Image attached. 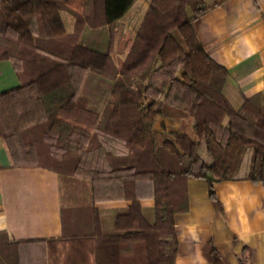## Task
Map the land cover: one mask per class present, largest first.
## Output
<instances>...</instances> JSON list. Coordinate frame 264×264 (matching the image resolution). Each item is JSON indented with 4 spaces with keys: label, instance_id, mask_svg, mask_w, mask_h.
I'll return each instance as SVG.
<instances>
[{
    "label": "trees",
    "instance_id": "16d2710c",
    "mask_svg": "<svg viewBox=\"0 0 264 264\" xmlns=\"http://www.w3.org/2000/svg\"><path fill=\"white\" fill-rule=\"evenodd\" d=\"M135 1L0 0V61L19 80L0 91V136L12 166L57 173L63 216L80 226L8 243L0 264L22 243L45 245L38 264H175L174 214L188 209L189 179L204 180L210 199L221 181L264 185V95L238 108L225 97L228 71L193 27L212 6L148 0L115 58ZM78 47L99 54V70L73 61ZM159 117L178 128L155 131ZM101 199L129 203L97 208Z\"/></svg>",
    "mask_w": 264,
    "mask_h": 264
},
{
    "label": "crops",
    "instance_id": "0c3cea01",
    "mask_svg": "<svg viewBox=\"0 0 264 264\" xmlns=\"http://www.w3.org/2000/svg\"><path fill=\"white\" fill-rule=\"evenodd\" d=\"M212 6L193 21L203 48L228 76L223 93L238 108L245 97L264 95V0H203ZM148 0H136L119 20L121 41L132 37ZM72 29V17L63 13ZM108 36V33H105ZM80 57L90 50L75 49ZM73 55V57H74ZM92 56V55H91ZM86 58V57H85ZM82 65L91 68L83 61ZM19 84L9 61H0V91ZM178 128L179 121L157 118L154 129ZM210 199L202 179L187 181L188 209L174 214L178 241L175 264H264V185L250 180H225L214 184ZM129 201L101 199L97 208L122 207ZM143 206L153 200L142 199ZM59 178L41 167L12 166L0 136V250L6 244L37 238H65L79 230L78 221L63 216ZM12 264H38L46 258L42 243H22L4 250Z\"/></svg>",
    "mask_w": 264,
    "mask_h": 264
},
{
    "label": "rangeland",
    "instance_id": "374dc122",
    "mask_svg": "<svg viewBox=\"0 0 264 264\" xmlns=\"http://www.w3.org/2000/svg\"><path fill=\"white\" fill-rule=\"evenodd\" d=\"M80 53L79 52H77L75 55H74V57H73V61H75V62H78V63H83V61H85V63L87 64V65H90L91 66V69H94V70H99L98 69V67H99V65H100V61H99V59H97V57L95 56V55H99V54H95V55H92V56H86V54L84 55L85 57H84V59L85 60H83V58H81L80 57V55H79ZM123 55H124V53L123 52H115V58L117 57V58H119V59H121L122 57H123Z\"/></svg>",
    "mask_w": 264,
    "mask_h": 264
}]
</instances>
